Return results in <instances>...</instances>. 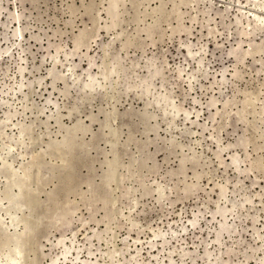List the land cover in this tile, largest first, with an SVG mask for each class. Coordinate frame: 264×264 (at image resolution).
Here are the masks:
<instances>
[{
  "label": "rangeland",
  "instance_id": "1",
  "mask_svg": "<svg viewBox=\"0 0 264 264\" xmlns=\"http://www.w3.org/2000/svg\"><path fill=\"white\" fill-rule=\"evenodd\" d=\"M112 1L0 0V263L264 264V0Z\"/></svg>",
  "mask_w": 264,
  "mask_h": 264
},
{
  "label": "bare ground",
  "instance_id": "2",
  "mask_svg": "<svg viewBox=\"0 0 264 264\" xmlns=\"http://www.w3.org/2000/svg\"><path fill=\"white\" fill-rule=\"evenodd\" d=\"M113 1H115L116 2V0H113ZM112 1V2H113ZM140 1V0H139ZM142 1V0H141ZM144 1V0H143ZM149 1V0H148ZM182 1V0H181ZM164 3V2H163ZM111 4H113V3H111ZM195 4V3H194ZM114 5V4H113ZM175 5V4H174ZM165 6V5H164ZM160 7H162V6H160ZM159 7V8H160ZM118 9V8H117ZM111 10V9H110ZM113 10H114V8H113ZM146 10V9H145ZM150 10V9H149ZM157 10V9H156ZM163 10V9H162ZM264 10V9H263ZM115 11V10H114ZM172 11V10H171ZM171 11H170V13H171ZM178 12V11H177ZM243 12V11H242ZM111 13V12H110ZM115 13V12H114ZM116 13H118V12H116ZM119 15V14H118ZM179 15V14H178ZM247 15V14H246ZM101 16V15H100ZM158 16V15H157ZM254 16V15H253ZM196 17V16H195ZM255 17V16H254ZM119 18V17H118ZM116 19V18H115ZM264 19V18H263ZM119 20V19H118ZM147 20V19H146ZM143 21V20H142ZM145 21V20H144ZM161 21V20H160ZM114 22V21H113ZM261 22V21H260ZM119 24V23H118ZM116 25V24H115ZM174 26V25H173ZM264 26V25H263ZM20 28V27H19ZM111 28V27H110ZM109 28V29H110ZM113 29V28H112ZM114 29H115V27H114ZM249 30V29H248ZM122 31H124V30H122ZM21 32V31H20ZM246 34V33H245ZM123 35V34H122ZM118 37V36H117ZM120 37V36H119ZM82 41V40H81ZM262 44V43H261ZM264 44V43H263ZM236 49V48H235ZM235 49H233V51L235 50ZM235 51H237V50H235ZM262 51V50H261ZM261 51H259V52H261ZM189 54H190V52H189ZM192 54V53H191ZM231 54H233V53H231ZM237 54V53H236ZM236 54H234V55H236ZM70 57V56H69ZM56 60H58V59H56ZM58 62H59V60H58ZM114 66V65H113ZM115 67V66H114ZM116 68V67H115ZM181 69V68H180ZM238 69V68H237ZM238 71V70H237ZM110 72H112V71H110ZM89 73V72H88ZM113 73V72H112ZM181 74H183V73H181ZM50 75V74H49ZM91 76V75H90ZM190 76V75H189ZM107 77V76H106ZM95 78H97V77H95ZM235 78V77H234ZM92 79V78H91ZM43 80V79H42ZM93 80V79H92ZM95 81H97V80H94V82ZM93 82V83H94ZM40 83V82H39ZM88 83H90V82H87V84ZM96 83V82H95ZM94 83V84H95ZM16 84V83H15ZM41 84V83H40ZM86 84V85H87ZM98 84V83H97ZM90 86H93V84H90ZM99 86V85H98ZM88 87H89V85H88ZM104 86L102 85V88H103ZM128 87V86H127ZM25 88V87H24ZM93 88V87H92ZM100 88V87H99ZM90 89V88H89ZM104 89V88H103ZM93 90V89H92ZM95 90V89H94ZM147 90V89H146ZM164 90H165V88H164ZM154 92V91H153ZM260 95V94H259ZM255 96V95H254ZM161 98V97H160ZM164 98H166V97H164ZM247 99V98H246ZM154 100V99H153ZM164 100V99H163ZM194 100V99H193ZM237 100V99H236ZM250 101V100H249ZM256 101H258V100H256ZM156 102V101H155ZM163 103V102H162ZM161 103V104H162ZM168 103V102H167ZM246 103V102H245ZM160 105V104H159ZM15 106V105H14ZM26 106V105H25ZM173 108H176L175 107V105H174V107H172V109ZM257 109V108H256ZM177 110V109H176ZM23 111V110H22ZM164 111H166V110H164ZM244 111V110H243ZM26 113V112H25ZM173 113V112H172ZM177 114H181V113H178V111H177ZM244 114V113H243ZM251 114V113H250ZM92 115V114H91ZM173 115V114H172ZM180 116V115H179ZM185 116H186V113H185ZM189 116V115H188ZM187 116V117H188ZM239 116V115H238ZM117 117V116H116ZM177 118V117H176ZM241 118V117H240ZM257 118V117H256ZM11 120V119H10ZM246 120V119H245ZM262 126V125H261ZM261 128V127H260ZM193 129V128H192ZM262 131V130H261ZM257 134H258V131H257ZM42 137V136H41ZM213 137V136H212ZM260 138V137H259ZM20 138H18V140H19ZM23 139H24V137H23ZM22 139V140H23ZM261 140V139H260ZM19 141H21V140H19ZM67 141V140H66ZM247 141V140H246ZM249 141V140H248ZM22 142H24V140L22 141ZM33 142V141H32ZM222 143V142H221ZM26 144V143H25ZM220 144V143H219ZM225 144V143H224ZM248 144V143H247ZM257 144V143H256ZM49 147V146H48ZM91 148V147H90ZM255 148V147H254ZM14 149V148H13ZM10 150H12V148L10 149ZM262 150H263V148H262ZM253 151V150H252ZM118 153V152H117ZM259 154V153H258ZM37 154H35V156H36ZM238 155V154H237ZM22 156V155H21ZM235 156V155H234ZM33 157V156H32ZM245 157V156H244ZM102 160V159H101ZM223 163V162H222ZM232 163H234V164H236L237 163V160L235 159V158H233L232 159ZM5 164H7V163H5ZM4 165V164H3ZM7 165H9V164H7ZM10 165H11V163H10ZM6 166V165H5ZM5 168V167H4ZM9 168H10V166H9ZM7 169V168H6ZM13 169V168H12ZM236 169V168H235ZM263 169V168H262ZM1 171V170H0ZM5 171V170H4ZM70 176V175H69ZM69 179H70V177H68ZM16 179V178H15ZM14 179V180H15ZM13 180V181H14ZM68 180V179H67ZM235 180V179H234ZM14 183V182H13ZM36 185V184H35ZM9 186V185H8ZM14 186V185H13ZM210 186V185H209ZM214 186V185H213ZM37 187V186H36ZM9 189V188H8ZM11 189H13V187H11ZM9 191V190H8ZM165 191V190H164ZM5 192V191H4ZM158 192V191H157ZM223 192V190H221V193ZM16 193V192H15ZM111 193V192H110ZM160 193V192H159ZM161 193H163V192H161ZM161 193H160V195H161ZM166 193V192H165ZM14 195V194H13ZM20 195V194H19ZM165 196V195H164ZM16 197V196H15ZM153 197V196H152ZM28 199V198H27ZM161 199H163L162 198V196H161ZM137 200V199H136ZM13 201V200H12ZM11 201V202H12ZM28 201V200H27ZM134 201V200H133ZM163 201V200H162ZM137 202V201H136ZM18 204V203H17ZM16 204V205H17ZM136 205V204H135ZM225 205V204H224ZM89 206H91V205H89ZM9 207V206H8ZM18 208V207H17ZM19 209V208H18ZM17 209V210H18ZM215 209V208H214ZM233 209H235V208H233ZM229 210V209H228ZM130 211V210H129ZM67 213H69V212H67ZM221 213H223V209L221 210H219L218 211V214H221ZM225 213H226V211L223 213L224 215H225ZM63 214V213H62ZM122 214H124L123 212H122ZM184 216V215H183ZM66 217V216H65ZM135 217V216H134ZM3 219V218H2ZM136 219V218H135ZM140 219V218H139ZM225 221V220H224ZM195 222L196 221H194V220H192V223L191 224H195ZM188 223V222H187ZM136 224V223H135ZM197 224H199V223H197ZM136 226V225H135ZM27 227V226H26ZM146 227V226H145ZM134 228V227H133ZM160 228V227H159ZM36 229V228H35ZM230 228L227 226V224H225L224 222H221V224H220V227H219V229H218V233H217V236H216V241H218V242H220V235L222 234V233H224V232H226V231H228ZM25 231V230H24ZM28 231V230H27ZM97 231V230H96ZM167 231V230H166ZM29 232V231H28ZM5 233V232H4ZM20 233V232H19ZM23 233V232H22ZM25 233V232H24ZM189 233V232H188ZM157 235V234H156ZM191 235V234H190ZM74 236H75V234H74ZM23 237V236H22ZM155 237V236H154ZM153 237V238H154ZM160 237V236H159ZM259 237V236H258ZM5 238H7V237H5ZM16 238V237H15ZM14 238V239H15ZM158 238V237H157ZM13 239V240H14ZM67 239V238H66ZM65 239V240H66ZM161 239V238H160ZM9 240H12V239H9ZM63 240V239H62ZM75 240V239H74ZM147 240V239H146ZM151 240V239H150ZM60 241V240H59ZM15 242L17 243V242H19L18 240H15ZM24 242V241H23ZM61 242V241H60ZM64 242H66V241H64ZM129 242V241H128ZM134 242V241H133ZM139 242V241H138ZM50 244H51V242H49ZM58 243V242H57ZM70 243V242H69ZM148 243V242H147ZM61 244V243H60ZM65 244V243H64ZM78 244H79V242H78ZM151 246V245H150ZM16 247V246H15ZM18 248H19V246H17ZM56 247H57V245H56ZM59 247V246H58ZM127 247V246H126ZM155 249V248H154ZM70 250V249H69ZM82 250H83V248H82ZM112 250V249H111ZM186 250V249H185ZM16 251V250H15ZM71 251V250H70ZM78 251V250H77ZM113 251H115V250H113ZM125 251V250H124ZM108 252V251H107ZM15 253H17V252H15ZM65 253H67V249H66V251H65ZM115 253V252H114ZM14 254V253H13ZM19 254V253H18ZM20 254H22V253H20ZM61 254V253H60ZM107 254V253H106ZM68 255V254H67ZM71 255V254H70ZM157 255V254H156ZM206 255H208V254H206ZM18 256V255H17ZM65 256H66V254H65ZM90 256V255H89ZM110 256V255H109ZM13 256H11V259H9L8 257H6V258H8L9 260H7V262H5V264H20L21 262H20V259L19 258H17L16 256H15V258L13 257ZM114 257V256H113ZM58 258V257H57ZM60 258V257H59ZM58 258V259H59ZM90 258H91V256H90ZM79 258H77V260H78ZM114 259V258H113ZM57 260V259H56ZM65 260H66V258H65ZM84 260V259H83ZM83 260H81V262L83 261ZM59 261V260H58ZM70 261V260H69ZM96 261V260H95ZM94 261V262H95ZM72 262V261H71ZM173 262V261H172ZM172 262H169L168 264H174V263H172ZM246 262H248V261H246ZM51 264H57L54 260L52 261V262H50ZM0 264H3V262L2 263H0ZM49 264V263H48ZM82 264H83V262H82Z\"/></svg>",
  "mask_w": 264,
  "mask_h": 264
}]
</instances>
